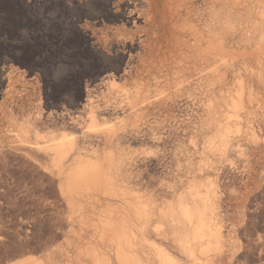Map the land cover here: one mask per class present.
Here are the masks:
<instances>
[{"label": "bare ground", "instance_id": "1", "mask_svg": "<svg viewBox=\"0 0 264 264\" xmlns=\"http://www.w3.org/2000/svg\"><path fill=\"white\" fill-rule=\"evenodd\" d=\"M64 9L63 39L112 56L83 70L60 134L39 132L37 107L3 122L0 150L62 201L57 235L6 264H264V0Z\"/></svg>", "mask_w": 264, "mask_h": 264}, {"label": "rangeland", "instance_id": "2", "mask_svg": "<svg viewBox=\"0 0 264 264\" xmlns=\"http://www.w3.org/2000/svg\"><path fill=\"white\" fill-rule=\"evenodd\" d=\"M70 2L75 4L80 2L83 7L90 10L93 9L94 4V0H0V129L4 123L6 124L8 118H12L11 120L14 121L17 117L18 121H16L21 122L25 115L26 118L29 115V109L37 107L41 112V122L39 124L42 123L41 126L38 125L39 132L43 130L44 132L41 133H47L46 135H50L49 133L56 135L57 132V134H60L64 130L62 128L63 122L68 121L69 116L73 114V105L70 102L71 95L75 88L83 85L85 79L82 74L83 70L88 73L93 66L95 70L102 65L109 64L112 55L109 56L102 49H99V53H96L94 62H92L90 54L79 49L82 40L77 32H73L67 40L63 39L64 5ZM97 2L102 3L103 0H97ZM80 30L82 31L84 28L80 27ZM67 62H69L68 71L65 76ZM120 65L123 66V62ZM23 70L24 72H22ZM9 75L12 77L10 80ZM8 83L13 86L11 92L6 94V89H10L6 88ZM37 94L40 95L41 100L36 98ZM35 102H37V105ZM11 109L14 113L13 116L12 112L10 113ZM13 151L9 148H3L0 152V264L11 262L16 256V259L21 258L20 251H35L44 242H48L57 235L59 228L55 222L59 217L58 209L62 207V201L58 196V188L50 176L39 168H37V171L41 173H38L35 170L36 167L33 168L27 158L21 153L20 156L18 152ZM2 154H4V158L1 156ZM54 204L55 206H53ZM42 207L45 209L43 210ZM37 208L39 210H36ZM24 212L28 216L27 218ZM49 213L52 214L53 218ZM31 215L36 218L32 217L34 219L32 220ZM42 230H45V233ZM41 232L43 233L41 234ZM39 240H41V243ZM25 247H27V250Z\"/></svg>", "mask_w": 264, "mask_h": 264}]
</instances>
